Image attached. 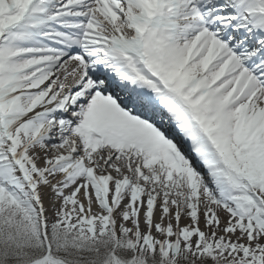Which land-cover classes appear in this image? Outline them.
<instances>
[{
	"label": "snow or ice",
	"instance_id": "snow-or-ice-1",
	"mask_svg": "<svg viewBox=\"0 0 264 264\" xmlns=\"http://www.w3.org/2000/svg\"><path fill=\"white\" fill-rule=\"evenodd\" d=\"M0 264H264V0H0Z\"/></svg>",
	"mask_w": 264,
	"mask_h": 264
}]
</instances>
